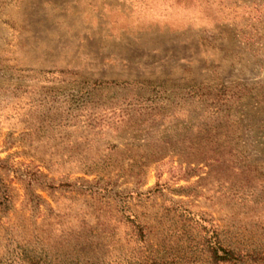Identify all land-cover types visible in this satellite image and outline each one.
<instances>
[{"label": "rangeland", "instance_id": "obj_1", "mask_svg": "<svg viewBox=\"0 0 264 264\" xmlns=\"http://www.w3.org/2000/svg\"><path fill=\"white\" fill-rule=\"evenodd\" d=\"M0 264H264V0H0Z\"/></svg>", "mask_w": 264, "mask_h": 264}, {"label": "trees", "instance_id": "obj_2", "mask_svg": "<svg viewBox=\"0 0 264 264\" xmlns=\"http://www.w3.org/2000/svg\"><path fill=\"white\" fill-rule=\"evenodd\" d=\"M210 257L211 260L214 262H219V261H227L229 259V252L224 251L223 255H218L217 250H213L210 252Z\"/></svg>", "mask_w": 264, "mask_h": 264}]
</instances>
